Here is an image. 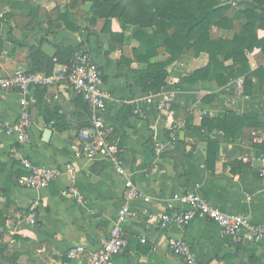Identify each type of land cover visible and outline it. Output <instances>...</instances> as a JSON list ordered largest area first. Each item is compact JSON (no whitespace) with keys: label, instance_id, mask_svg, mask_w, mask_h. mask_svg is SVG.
Here are the masks:
<instances>
[{"label":"crops","instance_id":"0c3cea01","mask_svg":"<svg viewBox=\"0 0 264 264\" xmlns=\"http://www.w3.org/2000/svg\"><path fill=\"white\" fill-rule=\"evenodd\" d=\"M13 1L24 0H0V77L27 72L29 48L41 39L56 49L62 45L88 50L113 98L104 120L121 149L124 174H119L104 155L94 159L76 156L77 134L87 125L90 112L70 88L51 86L32 91L28 101L33 124L25 145L7 134L22 111L21 96L0 90V264H82L69 258L68 250L75 246H84L87 251L98 249L101 240L119 225L128 183L143 198L129 203L132 214L120 224L128 247L112 264H185L172 254V240L190 244L197 264H264V241L234 242L206 220H194L187 227L161 221L174 195L193 191L221 212L244 216L251 225L264 227V182L260 177L263 146L253 136L264 128L245 127L238 139L217 130L211 133L208 127L196 134L186 130L189 118L193 127H200L203 120L223 118L227 113L254 114L264 125V95L254 99L243 96V77L225 87L214 79L189 82V77L209 64L207 54L194 56L192 52L168 65L163 90L144 92L135 76L148 68L145 48L134 38L137 27L112 20L111 31L123 35L122 43L103 31V20L95 25L86 21V5L73 11L79 30L71 32L50 23L57 10L64 12L71 0L62 5L55 0H32L39 9L37 17L30 16L29 9H13ZM234 1L229 5L237 10L253 7L251 0ZM236 32L212 30L214 37L222 39H232ZM259 35L264 36V32ZM158 46L157 57L149 62L167 63L170 55L162 44ZM247 56L252 70L264 65L260 50ZM123 111L128 117L121 120ZM44 112H58L70 128L55 130ZM47 131L51 134L45 136ZM207 138L219 144L214 172L206 167ZM18 156L26 158L30 167ZM67 164L75 169L72 179L64 168ZM42 167L60 170L53 184L43 190L18 185L33 168ZM70 187L78 190L85 203L80 205L63 193ZM34 202L39 206L33 226L29 208Z\"/></svg>","mask_w":264,"mask_h":264},{"label":"trees","instance_id":"16d2710c","mask_svg":"<svg viewBox=\"0 0 264 264\" xmlns=\"http://www.w3.org/2000/svg\"><path fill=\"white\" fill-rule=\"evenodd\" d=\"M230 2L235 1L71 0L64 12L57 10L54 20L50 23L62 25L66 30L76 32L79 30L78 20L73 11L81 5H86L88 6L86 21L95 25L98 20H103V31L113 40L123 41L122 34L111 31L113 19L137 27L134 38L145 48L144 59L148 63V68L136 72L135 76L144 92L163 90L169 77L168 65L180 59L186 52H192L194 56L207 54L209 64L189 77V82L214 79L220 87H225L243 77L242 95L258 98L264 95V65L252 70L247 54L260 50L264 56V36L259 35L260 31L264 32V0H251L253 7L244 10L235 9L232 4L229 5ZM223 4L228 5L222 6ZM10 5L13 9H29V15L37 17L39 9L32 0L13 1ZM214 28L237 32L232 39L216 38L212 34ZM147 29L153 33L148 34ZM45 43L46 40L41 39L35 46L29 48L27 73L51 75L57 65H69L75 53L86 50L82 46L60 45L57 46L55 59H51L42 51ZM158 43L162 44L170 55L167 63L149 62L158 55ZM126 108L127 106L123 105V109ZM123 112L121 120L128 117L125 111ZM44 116L50 118L47 122L49 124L53 122L52 127L59 132L70 128L65 117L58 112H44ZM191 123L192 118H189L186 130L192 134L208 127L211 133L221 131L233 139H238L245 127L264 128L258 121V116L254 114L239 116L227 113L223 118L203 120L200 127H193ZM85 126H81L80 129ZM206 142V167L210 172H214L219 144L211 138H207Z\"/></svg>","mask_w":264,"mask_h":264},{"label":"built area","instance_id":"2783aa9c","mask_svg":"<svg viewBox=\"0 0 264 264\" xmlns=\"http://www.w3.org/2000/svg\"><path fill=\"white\" fill-rule=\"evenodd\" d=\"M51 86H67L76 97L84 101L89 109L87 125L77 134L79 144L75 147L76 156L94 159L99 155H104L113 163L115 170L123 175L124 170L120 163L121 150L113 136L112 129L106 125L104 120V113L113 98L105 88L103 73L99 65L88 50L75 53L69 65H63L58 70L54 69L51 75L19 72L8 77H0V90L18 92L21 96L22 111L7 134L13 136L20 145L29 142V132L33 123L28 98L36 88ZM253 136L255 141L263 146L260 177L264 182V131L255 132ZM18 159L30 167L26 158L18 156ZM64 168L68 177L72 179L75 174L73 165L67 164ZM59 175L58 168H33L29 177L18 180V185L25 189L43 190L53 184ZM63 193L74 197L80 205L85 203L83 196L74 187L67 188ZM138 198H143V196L128 183L123 192L125 204L118 214L119 225L108 232V235L101 240L97 250L87 251L84 246H75L68 250L69 258L80 260L82 264H112L114 259L128 247L125 233L120 224H123L132 214L129 203ZM38 206L39 203L34 202L29 208L32 214L29 223L33 226L36 224L34 217ZM194 220H206L215 224L226 237L231 238L234 242H240L242 239L254 243L264 241L263 226L251 225L249 219L244 216L225 214L211 206L209 202L199 198L193 191L174 195L173 204L170 205L168 211L161 215L163 224H175L180 227H187ZM170 250L185 264H197L195 254L186 241L172 240Z\"/></svg>","mask_w":264,"mask_h":264},{"label":"water","instance_id":"95a60500","mask_svg":"<svg viewBox=\"0 0 264 264\" xmlns=\"http://www.w3.org/2000/svg\"><path fill=\"white\" fill-rule=\"evenodd\" d=\"M42 51L43 53L48 56L49 58L51 59H55L56 55H57V49L49 44H45L43 47H42ZM49 133L51 134V131H47L45 133V136H48Z\"/></svg>","mask_w":264,"mask_h":264},{"label":"rangeland","instance_id":"374dc122","mask_svg":"<svg viewBox=\"0 0 264 264\" xmlns=\"http://www.w3.org/2000/svg\"><path fill=\"white\" fill-rule=\"evenodd\" d=\"M46 1H47V0H46ZM48 1L51 2V0H48ZM68 1H69V0H55L56 3H59V4H61V5L64 4V3L67 4Z\"/></svg>","mask_w":264,"mask_h":264}]
</instances>
